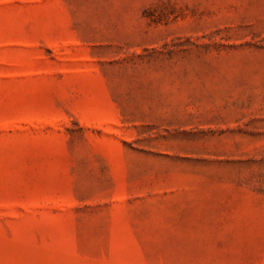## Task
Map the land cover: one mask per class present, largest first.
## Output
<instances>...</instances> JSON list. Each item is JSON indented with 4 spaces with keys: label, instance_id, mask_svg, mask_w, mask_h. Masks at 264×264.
Masks as SVG:
<instances>
[{
    "label": "rangeland",
    "instance_id": "rangeland-1",
    "mask_svg": "<svg viewBox=\"0 0 264 264\" xmlns=\"http://www.w3.org/2000/svg\"><path fill=\"white\" fill-rule=\"evenodd\" d=\"M0 264H264V0H0Z\"/></svg>",
    "mask_w": 264,
    "mask_h": 264
}]
</instances>
